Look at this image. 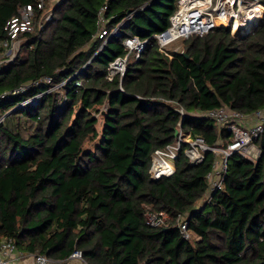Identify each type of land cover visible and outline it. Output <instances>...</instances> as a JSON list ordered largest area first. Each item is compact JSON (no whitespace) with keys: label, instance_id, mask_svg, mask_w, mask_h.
I'll use <instances>...</instances> for the list:
<instances>
[{"label":"trees","instance_id":"1","mask_svg":"<svg viewBox=\"0 0 264 264\" xmlns=\"http://www.w3.org/2000/svg\"><path fill=\"white\" fill-rule=\"evenodd\" d=\"M36 1L0 0V37L6 22ZM177 2L59 0L51 21L28 36L22 57L0 68V94L52 79L0 100V241L53 259L79 249L88 264H264V130L255 139L258 159L230 156L223 188L199 208L212 152L196 165L180 153L173 175L149 178L151 154L174 140V107L185 111L183 128L210 146L230 141V132L193 113L264 107V22L238 38L222 28L193 35L167 56L153 36L168 27ZM102 8L107 31L133 15L101 46ZM133 36L148 39L146 48L128 59L123 77L107 79L109 63L126 54L123 40ZM62 82L36 105L6 115ZM94 113L102 117L100 131ZM148 211L163 212L168 226L147 224ZM178 217L187 221L188 240Z\"/></svg>","mask_w":264,"mask_h":264},{"label":"built area","instance_id":"2","mask_svg":"<svg viewBox=\"0 0 264 264\" xmlns=\"http://www.w3.org/2000/svg\"><path fill=\"white\" fill-rule=\"evenodd\" d=\"M47 0H37L34 5H25L20 9L19 15L6 22L3 28V36L0 37V68L6 67L16 59L21 58L26 47L28 36L43 30L51 21L53 10L46 9ZM59 0H57L58 2ZM51 8V7H49ZM53 9V8H52ZM98 14V35L102 39L101 46L110 39L119 35V29L123 28L133 14L126 16L114 28L107 31V22L102 12ZM264 22V4L260 0H178L175 12L169 17L168 27L157 34L153 39L159 51L165 55L182 52L179 47L168 50L167 46L174 41L184 40L193 35L203 36L215 28L228 31L231 37H242L254 31ZM148 44V39L141 40L137 36L127 37L123 40L126 54L115 58L109 63L107 79L112 80L114 76L123 77L126 71L128 59H139L141 53ZM32 48L30 44L28 49ZM101 48V47H100ZM98 48V49H100ZM133 53V55H132ZM96 53L93 55L95 56ZM51 77H41L14 89L0 94V100L10 99L28 92L39 84L51 85ZM80 86L79 81L75 82ZM49 86L39 94L32 95L13 107V110L26 105L34 106L39 98L45 93L60 87ZM174 111L180 115L175 130L177 136L163 148L153 151L149 167V178L152 181L169 177L175 172V160L180 153L187 158L188 165H196L203 162L207 153L214 154V161L210 172L206 175L208 191L198 202V208L208 203L211 195L223 188V181L227 171V161L233 154H239L243 158L255 162L260 150L255 145V139L264 130V107L252 112L242 114L240 112L221 107L205 112H197L192 115L197 118L213 120L218 128L230 132V141L224 143L218 139L212 146L208 145L203 137L192 136L189 130L182 126L185 111L181 107H174ZM2 118H0V122ZM146 222L152 227H167V217L163 212H146ZM177 229L184 239L190 238L187 230V221L184 217H178ZM0 264H88L83 253L75 249L66 259H53L40 253H23L17 250L12 239L0 241Z\"/></svg>","mask_w":264,"mask_h":264},{"label":"rangeland","instance_id":"3","mask_svg":"<svg viewBox=\"0 0 264 264\" xmlns=\"http://www.w3.org/2000/svg\"><path fill=\"white\" fill-rule=\"evenodd\" d=\"M56 3H57V0H47V1H46V9H48V10H50V9L53 10L52 8H54V6L56 5ZM49 7H51V8H49ZM177 47H179L180 49H182V47H183V42H182L181 40H177V41L172 42L171 44H169V45L167 46V49L170 50V49L177 48ZM132 55H133V53H132ZM82 69H83V67H82ZM77 73H79V71H77ZM75 74H76V73H75ZM75 74H74V75H75ZM74 75H73V76H74ZM73 76H72V77H73ZM72 77H71V78H72ZM71 78H70V79H71ZM63 83H65V82H62V83H60V84L62 85ZM100 110L103 111V112L106 111V105L103 104V106L100 107ZM8 114H9V113H8ZM93 115H94V117H96L97 120H98L96 127H97L98 131H100V130H101V126H102V117L100 116V113H94ZM27 126H28V125L25 126L26 129L22 128V129L24 130L23 133H25V132L28 133V132H29V129H28ZM94 143H95V142H94ZM94 143L87 144L86 147L89 148V147H91ZM194 208H197V205H195ZM193 237H194V236H193Z\"/></svg>","mask_w":264,"mask_h":264},{"label":"water","instance_id":"4","mask_svg":"<svg viewBox=\"0 0 264 264\" xmlns=\"http://www.w3.org/2000/svg\"><path fill=\"white\" fill-rule=\"evenodd\" d=\"M174 137H176L177 136V130H174Z\"/></svg>","mask_w":264,"mask_h":264},{"label":"crops","instance_id":"5","mask_svg":"<svg viewBox=\"0 0 264 264\" xmlns=\"http://www.w3.org/2000/svg\"><path fill=\"white\" fill-rule=\"evenodd\" d=\"M182 41V40H181ZM181 51H182V49H181ZM198 204V203H197Z\"/></svg>","mask_w":264,"mask_h":264}]
</instances>
